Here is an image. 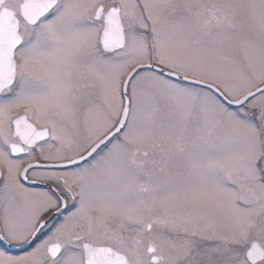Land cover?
<instances>
[{"label": "snow or ice", "instance_id": "obj_1", "mask_svg": "<svg viewBox=\"0 0 264 264\" xmlns=\"http://www.w3.org/2000/svg\"><path fill=\"white\" fill-rule=\"evenodd\" d=\"M0 264H264V0H0Z\"/></svg>", "mask_w": 264, "mask_h": 264}]
</instances>
